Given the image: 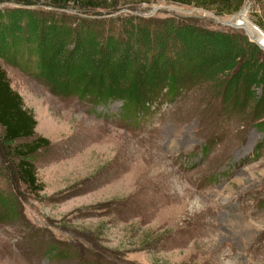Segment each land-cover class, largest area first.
Listing matches in <instances>:
<instances>
[{
  "label": "rangeland",
  "instance_id": "rangeland-1",
  "mask_svg": "<svg viewBox=\"0 0 264 264\" xmlns=\"http://www.w3.org/2000/svg\"><path fill=\"white\" fill-rule=\"evenodd\" d=\"M21 5L92 17L72 4L0 0V9ZM117 8L104 17L173 18L251 42L254 25L264 39V0H245L232 16L165 0ZM165 40L157 81L148 85L132 62L112 74V85L135 83V92L157 86L134 118L123 116L120 99L93 105L66 80L0 59L35 137L48 140L31 157L38 193L13 177L14 159L0 151V264H264V131L256 128L264 103L253 98L261 89L253 96L244 77L233 78L235 61L209 64L181 40ZM150 43L152 61L159 52ZM169 76L174 97L165 93ZM81 77L73 88L85 85ZM96 82L103 93L104 76L87 89Z\"/></svg>",
  "mask_w": 264,
  "mask_h": 264
},
{
  "label": "trees",
  "instance_id": "trees-1",
  "mask_svg": "<svg viewBox=\"0 0 264 264\" xmlns=\"http://www.w3.org/2000/svg\"><path fill=\"white\" fill-rule=\"evenodd\" d=\"M49 1L58 9L72 4L75 9L92 13L89 14L92 17L66 11L27 8L24 5L0 9V59L18 62L23 70H28L32 64L38 73L66 80V84L73 85L68 89L90 99L93 105L107 107L110 102L120 99L123 101L120 107L123 116L134 118L135 109L143 110L146 103V106L150 105L147 94L151 92L154 96L157 86L148 91L145 88L141 91L137 89L136 93L132 90L135 83L124 88L119 83L112 85V74H125L127 65L132 62L137 75L144 74L143 79L148 85L157 81L155 77L160 76L157 70L164 67L160 57L168 48L164 39L169 42L179 39L182 48L195 51L203 61L209 60V64L225 59L229 63L235 61L233 78L237 75L244 77V84L253 88V96L254 88L260 87L261 94L253 97L254 104L260 106L264 103V50L244 36L180 23L173 18L157 20L125 14L120 18L104 17L119 11V0ZM150 1L160 0H141ZM165 1L200 8L216 16H232L238 14L245 0ZM258 25L263 28L264 21ZM150 41H153L156 52H159L152 61L147 58L152 48ZM83 74L85 85L73 88L79 85ZM94 76L106 78L103 93L98 82L93 89H87ZM168 83L165 93L174 97L178 93L174 85L175 78L169 76ZM240 101L241 104L245 102L243 99ZM35 127L32 113L24 108L22 98L11 88L0 64V151L3 156L14 159L13 165L9 163L13 177L26 189L38 193L43 186L36 178L31 157L48 146V140L35 137ZM256 128L264 131V118L257 123ZM18 141L25 143L14 145Z\"/></svg>",
  "mask_w": 264,
  "mask_h": 264
},
{
  "label": "water",
  "instance_id": "water-1",
  "mask_svg": "<svg viewBox=\"0 0 264 264\" xmlns=\"http://www.w3.org/2000/svg\"><path fill=\"white\" fill-rule=\"evenodd\" d=\"M235 26H238V25H235ZM253 27H254V29H256V30L258 31V34L260 33L258 36H257V35H256V36H257L258 38H259V36L261 37V32H260V30H258V28L255 27L254 25H253ZM256 36H255V37H251V36H249V38H250V40H252V42H255V43L258 44L259 42L256 40V39H257Z\"/></svg>",
  "mask_w": 264,
  "mask_h": 264
},
{
  "label": "built area",
  "instance_id": "built-area-1",
  "mask_svg": "<svg viewBox=\"0 0 264 264\" xmlns=\"http://www.w3.org/2000/svg\"><path fill=\"white\" fill-rule=\"evenodd\" d=\"M262 37V36H261ZM259 43H258V45L260 46V47H263L264 48V39H263V37L258 41ZM257 44V43H256Z\"/></svg>",
  "mask_w": 264,
  "mask_h": 264
},
{
  "label": "bare ground",
  "instance_id": "bare-ground-1",
  "mask_svg": "<svg viewBox=\"0 0 264 264\" xmlns=\"http://www.w3.org/2000/svg\"><path fill=\"white\" fill-rule=\"evenodd\" d=\"M245 15H243V20H245ZM244 25H245V27H247V28H249V23L248 22H246V21H244V23H243ZM253 29V28H252ZM251 32V31H250ZM264 36V35H263Z\"/></svg>",
  "mask_w": 264,
  "mask_h": 264
}]
</instances>
